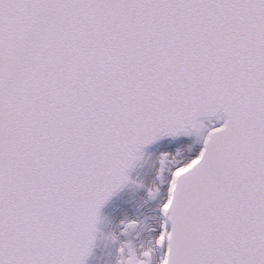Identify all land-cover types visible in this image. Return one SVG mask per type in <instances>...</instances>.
<instances>
[{
  "label": "snow or ice",
  "instance_id": "snow-or-ice-1",
  "mask_svg": "<svg viewBox=\"0 0 264 264\" xmlns=\"http://www.w3.org/2000/svg\"><path fill=\"white\" fill-rule=\"evenodd\" d=\"M194 132L116 264H264V0H0V264H88L143 149Z\"/></svg>",
  "mask_w": 264,
  "mask_h": 264
},
{
  "label": "bare ground",
  "instance_id": "bare-ground-1",
  "mask_svg": "<svg viewBox=\"0 0 264 264\" xmlns=\"http://www.w3.org/2000/svg\"><path fill=\"white\" fill-rule=\"evenodd\" d=\"M206 124L210 125L211 121L206 120ZM195 136L197 135L192 134L176 139L165 138L162 142L145 150L140 162L131 173L132 182L130 185L115 195L102 210L94 252L89 258L88 264H116L117 248L122 241L128 240L123 235L120 224V221L126 217L138 218L145 225L143 229L137 230L136 237L132 241L145 246L151 243V234L147 228L154 222L155 203L148 200L144 190L153 185L156 180V154L167 148L171 150V153L182 152L183 158L192 150H194V154H197L202 143H198L199 140ZM139 184L142 186V190L134 196L133 193Z\"/></svg>",
  "mask_w": 264,
  "mask_h": 264
},
{
  "label": "rangeland",
  "instance_id": "rangeland-1",
  "mask_svg": "<svg viewBox=\"0 0 264 264\" xmlns=\"http://www.w3.org/2000/svg\"><path fill=\"white\" fill-rule=\"evenodd\" d=\"M206 126H209V124H206ZM192 137H193V136H192ZM195 138H196L197 140L200 139L199 136H195ZM165 151H167V152L169 153V156H168V159H167V162H166V163H167V167H172L176 161L183 159L182 152H179L178 154H176V153H171V150L168 149V148H167L166 150H160V151H158L157 154H156V160H157V172H158V170H159L160 167H161V164H160L161 153H162V152H165ZM158 159H159V161H158ZM159 182H160V181L158 180V178H157V176H156V180L154 181V184L159 183ZM129 185H130V183H129ZM126 188H127V187H126ZM141 190H142V186L139 184L138 187L136 188V191L133 193L134 196H136V194H138V192L141 191ZM144 194L148 197L147 189L144 190ZM148 198H149V197H148ZM148 200H149L150 202H153L151 199H148ZM121 228H123V225H121ZM136 233H137V231H133V232H131V233H129L128 235H125V236L128 238V240H133V238L136 237V236H135ZM123 235H124V234H123Z\"/></svg>",
  "mask_w": 264,
  "mask_h": 264
},
{
  "label": "water",
  "instance_id": "water-1",
  "mask_svg": "<svg viewBox=\"0 0 264 264\" xmlns=\"http://www.w3.org/2000/svg\"><path fill=\"white\" fill-rule=\"evenodd\" d=\"M193 134H196L195 132L193 133ZM197 135V134H196ZM154 144H156V143H154ZM154 144H151V145H148V146H146L144 149H143V152H142V155H143V153L145 152V150L147 149V148H149V147H151V146H153ZM199 152V151H198ZM198 152H197V154H198ZM142 155H141V157H142ZM141 157H140V159H141ZM140 159L138 160V162L140 161ZM138 162H137V164H138ZM137 164H136V166H137ZM135 166V167H136ZM135 167L131 170V173H132V171L135 169ZM131 173H130V175H131ZM128 185V184H127ZM127 185H125L124 187H122L121 189H119L118 191H116L113 195H112V197L109 199V201L116 195V194H118L119 192H121L123 189H125L126 188V186ZM108 201V202H109ZM107 202V203H108ZM106 203V204H107ZM106 204L104 205V207L106 206ZM104 207L102 208V210L104 209ZM102 210H101V213H102ZM100 219H101V215H100ZM99 223H100V220H99ZM99 223H98V225H97V231H96V233H95V244H96V237H97V232H98V229H99ZM94 248H95V246H94ZM94 251V250H93ZM91 257V256H90ZM89 257V258H90Z\"/></svg>",
  "mask_w": 264,
  "mask_h": 264
}]
</instances>
